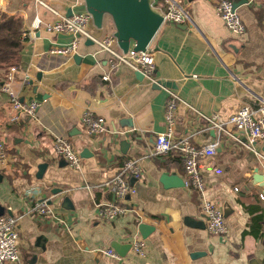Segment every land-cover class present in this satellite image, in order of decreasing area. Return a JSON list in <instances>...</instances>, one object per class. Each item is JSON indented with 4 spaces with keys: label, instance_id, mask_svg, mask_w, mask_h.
<instances>
[{
    "label": "crops",
    "instance_id": "0c3cea01",
    "mask_svg": "<svg viewBox=\"0 0 264 264\" xmlns=\"http://www.w3.org/2000/svg\"><path fill=\"white\" fill-rule=\"evenodd\" d=\"M38 1L66 17L87 13L83 0ZM167 1L151 3L161 14ZM175 1L187 19L179 25L163 23L150 43L154 78L168 88L137 79L125 66L109 71L107 55H95L97 47L86 44L88 40L73 56L56 53L73 37L40 28L33 39L21 36L17 63L10 66L18 70L12 93L20 102L38 101L39 108L34 118L14 123L9 97L1 91L10 67L0 70V141L6 151L0 163V206L3 215L18 219L22 264H264V188L255 179L262 175L264 183V161L258 156H264V141L255 144L256 154L223 138L199 163L204 196L223 208L226 240L206 230L198 193L179 184L180 159L173 154L148 155L164 129L165 89L202 115L222 120L243 105L257 108L264 100V0H231L245 29L241 37L231 35L216 14L219 0ZM3 17L18 19L21 35L35 19H56L37 0H0V21ZM88 31L101 38L115 29L105 16L100 31L92 22ZM85 109L105 120V134L85 132ZM175 134L188 137L196 147L216 140L213 129L182 104ZM56 136L67 138L79 155L86 150L79 171L55 156ZM128 159L137 160L142 169L129 201L138 214L103 222L97 217V204L112 202L113 197L90 187L118 174ZM164 175L175 176L176 183ZM42 200L62 223L29 214ZM135 238L143 242L144 257L129 246ZM109 248L119 260L99 252Z\"/></svg>",
    "mask_w": 264,
    "mask_h": 264
},
{
    "label": "built area",
    "instance_id": "2783aa9c",
    "mask_svg": "<svg viewBox=\"0 0 264 264\" xmlns=\"http://www.w3.org/2000/svg\"><path fill=\"white\" fill-rule=\"evenodd\" d=\"M37 2L54 15L56 19L49 23H43L40 19H35L30 30L22 32L21 36L23 39H33L35 31L40 28H43L49 34L71 35L73 40L70 44L56 51V53L68 57L75 55L79 44L88 40L97 47L95 55L98 53L107 55L109 71L125 66L133 72L140 73L143 79L151 84L159 85V82L154 78L155 65L150 44L144 51L135 52L130 47L124 53L118 48L113 34H107L101 38L91 35L88 31V26L92 19L88 13L66 17L44 2L38 0ZM166 3L165 11L161 12L163 23L183 24L187 19L185 10L175 0H168ZM215 12L231 35L241 37L244 34V26L231 0H219L215 5ZM17 73L18 70L15 67H10L4 75L1 84V91L9 97V105L13 111L10 120L14 123L19 122L24 117L34 118L39 108L38 101L20 102L17 96L12 93V85L15 82ZM25 80L27 82L28 77ZM103 80H108V76L103 77ZM165 91L167 100L164 109V129L155 136L154 145L148 155L150 157H163L167 154H173L180 159L183 166L184 187L198 193L199 208L205 221L206 230L210 234L226 240L228 227L225 222L223 208L219 204L207 200L204 196L205 181L201 174L199 163L208 155L213 154L223 138L231 139L241 144L245 149L255 152V144L264 141V100H261L257 108L243 105L226 120H222L217 115L210 117L202 115L185 103L174 91L170 89H165ZM179 104L187 106L199 119L207 123L210 129L215 131L216 140L213 143L203 147H196L190 142L188 137L176 136L175 126ZM81 125L90 136L103 135L107 132L105 120L90 109L83 111ZM52 146L53 152L58 159L65 162L73 170L79 171L81 169L82 159L67 138L54 137ZM258 156L264 161V156ZM5 159V146L0 141V163L5 161ZM141 177L142 169L139 162L128 159L121 164L118 174L96 187H90L91 190L104 189L111 193L114 198L112 202L97 204L98 219L103 222H111L126 214H138L137 208L129 203L136 194V189L130 179L139 180ZM29 214L37 219H50L54 222L62 223L45 200L35 202L30 207ZM19 242L18 219L11 215L0 216V264H22ZM131 249L140 257L146 255L143 242L138 238L131 242ZM99 252L109 258L120 259L111 248Z\"/></svg>",
    "mask_w": 264,
    "mask_h": 264
},
{
    "label": "water",
    "instance_id": "95a60500",
    "mask_svg": "<svg viewBox=\"0 0 264 264\" xmlns=\"http://www.w3.org/2000/svg\"><path fill=\"white\" fill-rule=\"evenodd\" d=\"M83 1L86 12L91 16L92 24L96 30L100 31L102 29L103 19L105 16L110 17L115 29L113 36L116 39L118 48L124 53H126L130 47L135 52L144 51L163 24V18L161 14L153 8L151 0ZM234 7L237 8L235 3ZM67 16H71V14H68ZM86 44L90 45L92 43L90 41H86ZM77 59L78 57H74V60L77 61ZM135 75L137 79H143L140 73L136 72ZM37 77L38 79L41 78L40 73L37 75ZM159 85L165 88L169 87L167 83L159 82ZM159 85H154V87L159 89ZM213 137H215L214 130ZM80 156L81 158H87L86 150H84ZM63 165H66V163L63 162ZM164 176V178H168V182L176 183L177 179H174L175 176ZM169 179L174 180L170 181ZM255 179L257 183H260L261 187L264 188L263 176L258 175L255 177ZM134 181L135 179H130L131 183ZM179 184L184 186L182 180H180ZM3 214L4 208L0 206V216H3ZM142 229L143 225H140L139 232L141 237H143ZM129 246L131 247V245ZM111 247L114 249L113 246Z\"/></svg>",
    "mask_w": 264,
    "mask_h": 264
},
{
    "label": "trees",
    "instance_id": "16d2710c",
    "mask_svg": "<svg viewBox=\"0 0 264 264\" xmlns=\"http://www.w3.org/2000/svg\"><path fill=\"white\" fill-rule=\"evenodd\" d=\"M21 42V22L3 17L0 21V70L17 63Z\"/></svg>",
    "mask_w": 264,
    "mask_h": 264
}]
</instances>
